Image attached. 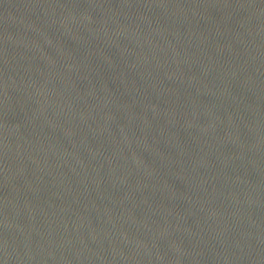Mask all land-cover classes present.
I'll list each match as a JSON object with an SVG mask.
<instances>
[{
    "label": "water",
    "instance_id": "water-1",
    "mask_svg": "<svg viewBox=\"0 0 264 264\" xmlns=\"http://www.w3.org/2000/svg\"><path fill=\"white\" fill-rule=\"evenodd\" d=\"M0 264H264V0H0Z\"/></svg>",
    "mask_w": 264,
    "mask_h": 264
}]
</instances>
